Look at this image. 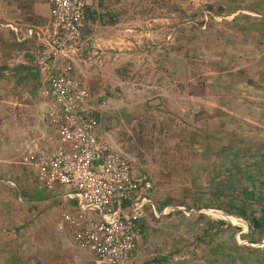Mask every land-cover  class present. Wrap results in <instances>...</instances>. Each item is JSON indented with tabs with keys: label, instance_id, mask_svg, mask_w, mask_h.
Listing matches in <instances>:
<instances>
[{
	"label": "rangeland",
	"instance_id": "obj_1",
	"mask_svg": "<svg viewBox=\"0 0 264 264\" xmlns=\"http://www.w3.org/2000/svg\"><path fill=\"white\" fill-rule=\"evenodd\" d=\"M87 2L75 76L91 91L97 135L154 187L129 264H264V236L238 213L264 207V0ZM103 20L120 23L119 49L104 54L94 40ZM4 110L0 264H103L51 229L62 215L48 216L51 202H33Z\"/></svg>",
	"mask_w": 264,
	"mask_h": 264
},
{
	"label": "built area",
	"instance_id": "obj_2",
	"mask_svg": "<svg viewBox=\"0 0 264 264\" xmlns=\"http://www.w3.org/2000/svg\"><path fill=\"white\" fill-rule=\"evenodd\" d=\"M49 22L37 34L44 46L36 68L39 94L48 105L46 123L56 140L32 142L20 163L47 192L64 187L72 194L57 231L103 264H129L135 256L151 177L135 173L130 160L114 152L96 133L99 126L89 87L75 76L84 55L87 0H44ZM156 214V209H155Z\"/></svg>",
	"mask_w": 264,
	"mask_h": 264
},
{
	"label": "crops",
	"instance_id": "obj_3",
	"mask_svg": "<svg viewBox=\"0 0 264 264\" xmlns=\"http://www.w3.org/2000/svg\"><path fill=\"white\" fill-rule=\"evenodd\" d=\"M48 22L49 6L44 0H4L0 3V102L5 108L3 120L14 122L8 127L14 129L8 133V137L11 140L12 136L17 137L19 141H16L15 146L25 149V152L32 142L48 146L56 140L51 130L50 136L45 137V134L49 133L45 129L46 119L41 113L45 114L47 106L39 94L42 81L36 68V60L44 49L37 34L46 28ZM118 24L120 23L113 24L112 20H103L96 29L97 35L94 39L98 49L101 47H110L114 51L119 49L115 46L118 38L116 39L113 31ZM88 27L91 26L87 24L85 29L87 30ZM94 28L92 26V31ZM84 36L86 39L85 33ZM100 50L104 54V51ZM34 185L32 190L38 196V200L33 202L43 205L51 202L53 208L47 212L51 219L59 211L63 215L66 210L74 208L75 201L66 197L72 194L69 189L57 187L54 191H46V195H43L41 192L43 189L39 188L36 181ZM62 215L56 218L55 226L51 224V229L54 227L57 231ZM47 226L44 227L45 230Z\"/></svg>",
	"mask_w": 264,
	"mask_h": 264
},
{
	"label": "trees",
	"instance_id": "obj_4",
	"mask_svg": "<svg viewBox=\"0 0 264 264\" xmlns=\"http://www.w3.org/2000/svg\"><path fill=\"white\" fill-rule=\"evenodd\" d=\"M94 10H92L89 6L87 7V13H86V24L89 23V20L93 17ZM86 31V29H85ZM84 31V33H85ZM166 205V204H165ZM161 207H163V205H161ZM246 208L241 205L238 213L240 215V217H242L243 219H245L250 228H251V233H256L258 236V239L260 241V239L264 236V207H262V212L261 215H257L254 212H249L247 213V210H245ZM160 211V209L158 210ZM143 220L140 221V227H141V232H143L144 229V225H143ZM221 224H223L221 222Z\"/></svg>",
	"mask_w": 264,
	"mask_h": 264
}]
</instances>
